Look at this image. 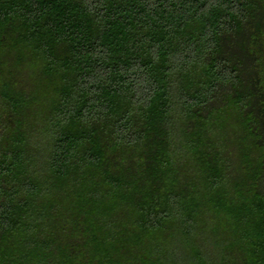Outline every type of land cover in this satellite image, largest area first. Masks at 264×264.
I'll list each match as a JSON object with an SVG mask.
<instances>
[{"label": "trees", "instance_id": "16d2710c", "mask_svg": "<svg viewBox=\"0 0 264 264\" xmlns=\"http://www.w3.org/2000/svg\"><path fill=\"white\" fill-rule=\"evenodd\" d=\"M0 264H264V0H0Z\"/></svg>", "mask_w": 264, "mask_h": 264}]
</instances>
